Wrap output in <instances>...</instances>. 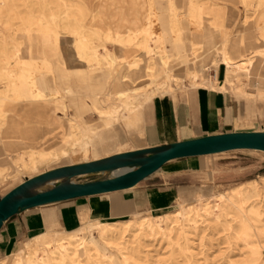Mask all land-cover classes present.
Here are the masks:
<instances>
[{
    "label": "bare ground",
    "instance_id": "6f19581e",
    "mask_svg": "<svg viewBox=\"0 0 264 264\" xmlns=\"http://www.w3.org/2000/svg\"><path fill=\"white\" fill-rule=\"evenodd\" d=\"M208 1L211 30L219 38L214 46L218 59L211 65L215 74L204 76L210 67L203 69L198 55L187 59L186 49L175 42L183 27L180 15L199 17V0H0V180L17 181L23 173L63 164L78 148L84 155L89 147L110 152L118 146L113 127L126 120V128L140 132L139 112H133L172 95L176 86L244 93L252 85L264 98V50L244 54L258 44L249 41L252 29H260L264 41V0ZM250 13L262 14L259 24L247 21ZM127 16L132 24H145L141 35H122L129 29ZM14 20L26 41V55L18 58L12 53L19 45L11 29ZM157 21L175 32L172 42L180 48L174 54H167L165 35L153 31ZM240 27L245 36H240ZM209 33L198 28L192 32L199 39ZM177 69L186 77L174 76ZM260 180L246 181L196 207L135 221L98 222L96 238H86L83 226L55 239L41 234L9 264H131L144 253V240L156 236L172 245L173 260L179 252L188 264H198L189 237L197 226L203 233L237 225L234 232L245 241L255 238L264 248V175ZM251 254L256 260L259 251Z\"/></svg>",
    "mask_w": 264,
    "mask_h": 264
},
{
    "label": "crops",
    "instance_id": "0c3cea01",
    "mask_svg": "<svg viewBox=\"0 0 264 264\" xmlns=\"http://www.w3.org/2000/svg\"><path fill=\"white\" fill-rule=\"evenodd\" d=\"M172 95L159 97L143 106L147 108L143 114V125H139L142 138L134 137L133 148L123 149L119 143L120 148L98 158L213 134L256 131L254 127L245 124L248 121L241 125L240 118L246 111L242 112L241 102L229 93L198 89L176 99L171 98ZM249 108L252 107L245 105V110ZM249 110L247 115L251 116L254 109ZM139 119L141 124V112ZM129 132L135 134L137 131ZM231 152L234 151L212 156L179 158L167 163L161 170L128 190L44 205L16 215L0 230V258L12 254L28 237L76 229L86 220H119L163 212L181 199H191L196 194L206 196L205 193L219 185L243 180L245 177L233 173V169L228 170V164L223 163ZM3 181H0V185ZM15 186L17 185L10 184L3 193L0 187V198Z\"/></svg>",
    "mask_w": 264,
    "mask_h": 264
},
{
    "label": "rangeland",
    "instance_id": "374dc122",
    "mask_svg": "<svg viewBox=\"0 0 264 264\" xmlns=\"http://www.w3.org/2000/svg\"><path fill=\"white\" fill-rule=\"evenodd\" d=\"M200 7L202 8L201 13L199 17L195 19L186 18L185 13L180 15V21L183 23V27L178 30L179 36L176 38L175 42L180 43V45H183V48L186 49V52L184 54L188 55L187 59L194 58V55H198V59H200V65L204 68H209L206 72H204V76L214 75V68L211 67L212 63L216 61L218 58L217 51L214 50V46H218V35L216 32L214 33L211 30V13L209 7V1L208 0H199ZM22 11H25L26 9L22 6L20 8ZM178 11L184 12V9H179ZM165 17L169 15V11H165ZM262 14L256 13L251 14L247 17V21L253 22L256 24H259V18ZM236 17V16H235ZM126 25L129 28L127 32H124L122 34L123 36L128 35H141V32L143 31L145 24L141 22L140 24H132L133 21L131 20L130 16H127ZM237 23L241 25L242 16H239L236 18ZM166 22V18H164L163 23ZM190 25V26H189ZM141 26V27H139ZM154 30L156 34H164L165 35V41L167 46V54H174L176 49L180 48L176 44H174L172 41L175 39V32H171V30L163 29V26H161V21H157L154 25ZM19 23L17 20H14L12 22L11 29L14 32V36H16V41L19 44L16 49L12 50V53L14 57H23L26 55V41L24 38H21L23 34L25 33L24 30H19ZM198 29H202L203 31H209V35L206 38H197L195 37L192 32L196 31ZM245 28V27H244ZM243 28V29H244ZM239 33L242 32V28H238ZM245 30V29H244ZM176 32V33H177ZM246 32L240 33V36ZM249 34L252 36L251 40L252 42L257 41L258 44H252L250 48H248L245 51L246 56L254 55L255 53L259 52L260 50H264V41L261 42L260 38L262 39V31L252 29ZM248 35V33H247ZM246 35V36H247ZM243 36V35H242ZM245 36V34H244ZM70 40V38H65ZM247 43L248 41L245 40L243 42ZM192 44V46H190ZM142 50V49H141ZM136 50V51H141ZM194 52V53H192ZM28 54V53H27ZM136 54V53H135ZM32 58H38L34 53H30L29 57ZM1 58H3L1 56ZM25 58V57H24ZM172 58V57H171ZM26 60V58L24 59ZM193 61V59H192ZM192 61L189 67L192 68ZM177 62V61H176ZM179 67V65L177 66ZM264 74V71L262 72ZM174 76L179 77H186L185 73L182 69H177L174 73ZM198 89H204L201 87H191L190 85L186 84L185 87H179L176 86L172 93H174L171 98L176 99V97L180 95H187L189 93H192L193 91H196ZM258 88L255 86H246L243 90L244 93H239L235 89H228L227 93L232 95L235 99H238L241 102V108L242 112L246 113L241 116L240 121L241 125H243L245 122L248 121L247 126H252L256 131L262 132L264 130V98H260V93L257 90ZM211 90V89H206ZM159 97H167V95H162ZM169 97V96H168ZM175 97V98H174ZM158 99V98H156ZM245 105H250L254 112L251 116L247 115V111H250L249 108L245 110ZM119 106V105H118ZM121 108V106H119ZM147 107L140 108L139 110L134 111V115L138 112L142 113V122L141 127L143 125V114L144 110H146ZM132 113V114H133ZM88 116V115H87ZM249 121L251 123H249ZM126 120L119 121L113 128L117 133L120 132V136H117L118 143L117 148L111 149V151L120 148V145L123 149L127 148H133L134 145V137H138V139L142 138V134L140 132H136L135 134L132 132H129L125 128ZM120 130V131H119ZM120 143V145H119ZM108 150H105L103 148L94 149L93 147H89V150L87 154L84 155L83 149L78 148L76 151L71 152L65 163L53 164L50 166H45L42 169L36 171V172H27L23 173L18 177L17 181H14V178H11L10 180L3 181V183L0 185L2 193L4 190L12 185H18L22 183V181L26 180L30 176H34L40 173H43L45 170L53 169L60 167L62 165H73L77 162L82 161H91L94 158H98L99 156H105L106 154L110 153ZM114 152V151H113ZM229 155V154H228ZM224 164H228V170L233 169V173H238L239 176L245 177V179H240L237 182L230 183L229 185H219V187L214 188V190H209L206 196H203L202 194H196L191 199H181L176 205H174L171 208H168L166 210H163V212H154L152 213H146L144 215H137V216H130L129 218H122V219H112V220H86L81 226H83V232L86 238L90 236H99V231L95 229V226L98 222H118V221H125L129 219H133L134 221L136 219L144 218L146 216H158L163 215V213L166 212H176L179 209H184L189 206H199L204 201L210 200L214 196L229 191V189L236 187L238 185H241L243 183H246L248 180L257 179L259 183H261V177L264 175V152L260 151H254V150H245V151H234L231 152L229 158L226 159V161H223ZM248 170H251L250 173L246 174ZM246 174V175H245ZM98 177V175L94 176H83L78 177L75 179L79 182H86L94 180V178ZM91 221L90 224L87 222ZM89 226H93L92 231L89 230ZM196 231H191L189 237L192 239V253L195 255L194 259L198 261V264H242V263H248V264H264V248L261 247V244L258 243V240L255 238L248 239V241H245L240 233L234 232L233 229H238L237 225H233L231 227V230L226 231L225 227L218 226V227H212L207 229L205 232L201 233L200 227L197 226ZM74 230V229H72ZM66 235V231H54V232H46L43 236L40 238L50 237V238H58ZM38 236L35 237H28V239L24 240L20 245H18L12 254L8 255L7 257L0 258V261L6 260V264H9L12 261V258L16 255V253L25 247V244H27L29 241L34 242L38 239ZM145 242V248H143L144 253L141 254V257H136V260L132 261L131 264H188L187 258L184 255H181L179 252H176V259H172V251L174 250L172 245L166 240L165 238H161L160 236L152 237V238H146L144 240ZM253 249H256L259 251V255L255 256L256 260H251L254 256H252L251 252ZM17 250V251H16ZM118 257H121L119 253H116Z\"/></svg>",
    "mask_w": 264,
    "mask_h": 264
},
{
    "label": "water",
    "instance_id": "95a60500",
    "mask_svg": "<svg viewBox=\"0 0 264 264\" xmlns=\"http://www.w3.org/2000/svg\"><path fill=\"white\" fill-rule=\"evenodd\" d=\"M245 150L264 152V130L228 132L178 140L48 170L27 178L24 183L0 198V230L12 217L30 209L128 190L161 170L167 163L179 158ZM94 175L98 177L91 181L75 180L78 177Z\"/></svg>",
    "mask_w": 264,
    "mask_h": 264
}]
</instances>
